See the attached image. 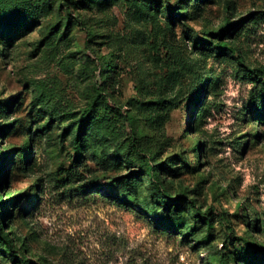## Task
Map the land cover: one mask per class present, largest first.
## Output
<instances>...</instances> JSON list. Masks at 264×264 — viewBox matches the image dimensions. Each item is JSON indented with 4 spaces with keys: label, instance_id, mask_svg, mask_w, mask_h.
<instances>
[{
    "label": "rangeland",
    "instance_id": "obj_1",
    "mask_svg": "<svg viewBox=\"0 0 264 264\" xmlns=\"http://www.w3.org/2000/svg\"><path fill=\"white\" fill-rule=\"evenodd\" d=\"M0 6V225L20 256L34 264H243L245 240L264 248V107L253 105L264 92V0ZM225 23L229 31L210 36ZM201 37L211 43L204 49ZM105 57L115 72L96 100L95 125L77 139L101 74L111 73ZM158 97L164 106L147 103ZM132 136L150 164L178 166L163 181L195 200L182 229H167L170 213L155 220L141 208L162 216L148 173L133 200L104 192L136 165L122 158ZM196 208L213 212L210 224L193 216ZM0 264H12L1 241Z\"/></svg>",
    "mask_w": 264,
    "mask_h": 264
},
{
    "label": "trees",
    "instance_id": "obj_2",
    "mask_svg": "<svg viewBox=\"0 0 264 264\" xmlns=\"http://www.w3.org/2000/svg\"><path fill=\"white\" fill-rule=\"evenodd\" d=\"M167 13L171 16V12L169 9L166 8ZM19 13H24V11L19 10L17 11ZM7 16V13L5 12V8L3 6H0V15ZM71 18H68V21ZM231 28V23H225L221 25L218 29L210 33V36L220 37L223 33L229 31ZM218 43H221V41H218ZM198 44L200 46V49H204L205 45H210V41L205 38H200L198 40ZM101 65L104 67H109L111 73L103 79V76L101 74V81L100 85L96 87V94L91 102L90 108L87 109V111L82 115L80 121L77 124L75 136L77 139L80 138L81 133L84 131L85 126H94L96 123V118L100 113V108L96 107V100L99 97H102V91L107 83V80H111L112 74L115 72L116 69V62L111 59L110 57L104 58L102 60ZM259 69L256 68H247L246 73L249 78L255 80L256 82L260 81L262 77L260 74H258ZM202 81V79H201ZM262 86L261 88L264 91V80H261ZM202 91L201 87H196L189 97L191 102L194 104L198 103V99L200 98ZM200 100V99H199ZM150 105H155L158 108L165 105V102L161 98H156L155 100L148 101L147 102ZM194 104V105H195ZM254 108L258 109L259 107H264V92L261 95V98L254 100L253 102ZM261 105V106H260ZM8 108V106H7ZM193 108L190 110V113H192ZM264 113V112H263ZM264 119L263 116L260 117V120ZM197 146L200 145L196 144ZM122 158L130 161H134L136 163L135 166H132L125 174L116 176L111 178L106 184L103 185L104 192L106 195L114 200H119L121 202H127L128 200H133V194L137 191V180L141 177L143 174H150L152 176L151 184L154 186L155 192L157 194L156 196V204H160L162 206V216H159L156 218L154 216V207L150 206L146 202H142L140 204L141 208L144 209L147 213H149L150 217L152 219L161 220L163 216H165L167 213H170V218L167 221V229H182V223H180V216L181 214L187 209L188 203L194 207L195 200L191 199L189 201L186 200L185 196L182 195H172L168 188L165 186V182L163 181L164 177V171L168 169L169 171L175 172L178 170V166L171 167L169 166V162L166 164L165 160L154 162L150 164L151 161H155L153 159V156H149L147 152L144 151V149L140 146L139 141L136 139V137L132 136L129 137L128 146L126 148L125 154L122 156ZM153 159V160H152ZM91 184H95V182L91 181ZM18 196V195H17ZM14 196V197H17ZM18 198V197H17ZM17 200H14L16 202ZM13 202V203H14ZM2 202H0L1 204ZM212 214L213 212L208 210H200L196 208L195 214H193L194 217L201 219V221L210 224L212 221ZM246 224H250L248 220H246ZM254 223V229L258 228V217L256 214L254 215L252 219ZM1 224V222H0ZM191 230L187 231L186 233H190ZM250 231V230H249ZM12 238L8 236L6 232L1 231V225H0V241L2 242V246L7 251H10V255L12 257V264L15 263H21V264H34V262L28 258H24L23 255L20 256V250H16L11 242ZM247 248L244 249V255L241 256V262L243 264H257L262 261H264V248L263 247H257V245L253 244L249 240H245ZM224 254V253H223ZM227 259H224V263H227Z\"/></svg>",
    "mask_w": 264,
    "mask_h": 264
}]
</instances>
